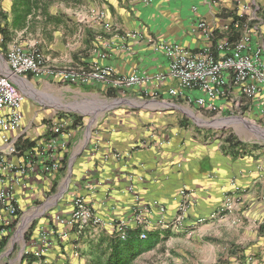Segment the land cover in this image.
Listing matches in <instances>:
<instances>
[{
    "label": "crops",
    "instance_id": "obj_1",
    "mask_svg": "<svg viewBox=\"0 0 264 264\" xmlns=\"http://www.w3.org/2000/svg\"><path fill=\"white\" fill-rule=\"evenodd\" d=\"M2 15L8 25L6 52L24 39L30 40L22 43L28 50L40 43L52 64L89 68L98 62L114 69L108 82L87 85L31 75L13 78L26 98L24 125L12 136L18 148L14 160L27 174L16 189L18 219L8 242L16 227L34 224L32 234L22 236L23 257L31 250V264H97L116 237L113 225L122 221L132 231L157 234L153 249L176 238L221 242L219 254L252 241L264 245V146L246 147L243 155L240 147H222L218 135L205 140L208 129L218 130L220 116L171 96L175 81L132 88L115 83L134 73L147 78L166 72L169 60L158 49L162 43L201 51L207 41L191 31L201 19L218 39L227 35L236 41L251 30L252 46L261 47L264 57V0H0ZM18 16L24 18L19 27L14 25ZM133 32L141 38L129 37ZM36 83L49 91L74 88L92 113L35 103L23 88ZM249 105L251 117L264 124L259 113L264 96ZM67 118L74 125L62 147L53 128ZM53 157L60 162L55 173L47 170ZM79 197L102 226L79 232L77 226L55 223L58 215L71 216ZM199 219L204 223L197 224ZM252 251L244 252L248 264ZM19 264H26L25 257Z\"/></svg>",
    "mask_w": 264,
    "mask_h": 264
},
{
    "label": "built area",
    "instance_id": "obj_2",
    "mask_svg": "<svg viewBox=\"0 0 264 264\" xmlns=\"http://www.w3.org/2000/svg\"><path fill=\"white\" fill-rule=\"evenodd\" d=\"M150 2L151 0H144ZM244 13H240L243 18ZM193 33H200L207 41L199 52H193L178 43H162L158 46L169 60L167 71L155 76L140 77L138 74L120 77L115 81L118 86L132 88L148 82L157 87L171 80L178 83L177 88H171L169 94L175 98L185 99L192 107L220 116L221 122L236 121L259 130H264V124L258 123L257 117H251L253 105L257 99L264 96V57L261 47H253L251 30L243 32L239 39L231 41L227 35L220 39L208 22L201 19L191 28ZM132 38H141L139 32L129 34ZM1 61L7 65L8 72L0 70V245L16 225L18 208L16 189L20 187L22 178L27 174L26 168L15 162L18 148L13 141V134L24 125L25 95L15 86L13 78L28 75L48 77L58 82L87 85L90 83H106L114 75L111 66L93 63L89 68L59 66L50 63L38 49H25L22 46H12ZM203 93V97H188L187 93ZM264 116V108L259 111ZM72 119H62L55 125L53 131L60 136L62 147L72 135ZM51 173L60 170L59 159L53 157ZM199 219L197 224L204 223ZM57 225L77 226L79 232L87 227H98L104 223L86 205L85 199L79 197L74 201L70 217L57 216ZM11 230V231H10ZM116 238L126 240L132 232V227L125 221L113 225ZM141 240H148L146 231L139 232ZM42 250L37 256L44 254ZM31 250L24 252L25 261L31 258Z\"/></svg>",
    "mask_w": 264,
    "mask_h": 264
},
{
    "label": "rangeland",
    "instance_id": "obj_3",
    "mask_svg": "<svg viewBox=\"0 0 264 264\" xmlns=\"http://www.w3.org/2000/svg\"><path fill=\"white\" fill-rule=\"evenodd\" d=\"M0 26H4V17L1 16ZM51 34L52 33L47 34V39H50L49 36ZM29 41L21 39L20 41L16 42L15 45H20L23 47L24 45L22 43H26ZM37 45L39 46L40 43ZM37 45L32 47V49H38L42 52V49H40ZM6 50L7 49L3 47L2 39L0 38L1 58H5ZM3 65V62L1 61L0 70H4ZM23 89L32 101H35V103L37 102L40 105H47L48 107L52 108L64 109L73 114H81L84 111V113H92L90 111L91 106H86V104H83L85 102H82L77 97V90H75L74 88L68 89L69 91L62 90L61 88L49 91L43 89L42 85L36 83L35 86H25ZM45 93H47V95ZM114 103L115 101H112L111 106L113 108L116 106L114 105ZM209 127L214 126L212 125ZM212 130L213 129L211 128L206 131L205 140H207L208 138L213 139L216 135H218L217 140H220V142L223 143L222 147L227 148L228 150H232V146L228 145V139H232L233 143H240L247 148L264 146V136L259 135L258 131H256L255 129L253 130L250 126L242 124L240 122H221L219 124L218 130H216L214 133L212 132ZM240 150L242 151L241 154L243 155H247L249 152V150L247 149ZM33 225L27 224L24 230H21V228L20 231L19 227L15 228V231L18 230V232L10 238L8 242L9 244L5 246V249L0 250V254H3L0 259V264H19L20 261L23 262L24 257L22 256V254L24 243L22 236H24V240L25 238H28L32 234L31 231ZM220 243L221 242L215 241L196 242L193 240H186L184 238H176L174 240L165 241L164 243H161L157 248L143 253L134 261L133 264H248L244 257L245 249L248 248H254V253L252 251L250 254V258H252L250 264H264V245L259 246L258 241H252L247 245L245 244V248L238 247L230 249L228 251L224 250L222 254H219V250L222 249H218ZM212 246H215L216 249H212Z\"/></svg>",
    "mask_w": 264,
    "mask_h": 264
},
{
    "label": "trees",
    "instance_id": "obj_4",
    "mask_svg": "<svg viewBox=\"0 0 264 264\" xmlns=\"http://www.w3.org/2000/svg\"><path fill=\"white\" fill-rule=\"evenodd\" d=\"M4 17V21L7 20V17ZM24 18L22 16L15 17L14 25L20 26L21 22ZM8 25L5 24L4 26H0V35L3 36L2 45L6 47V31ZM6 49V48H5ZM110 97L115 98L117 97L114 92L108 94ZM232 139H228V145L232 146L234 149H246L245 146L241 145L240 143H233L231 144ZM8 237L3 240L2 247L6 245L8 242ZM159 243V236L157 234H152L148 238V240H141L139 238V231H132L129 234V237L126 240H120L118 238H113L109 242V247L106 250H103L102 255L105 260L98 258L97 264H133L134 261L141 256L143 253L152 250L157 244ZM26 259V258H25ZM28 264L32 263V257L27 258Z\"/></svg>",
    "mask_w": 264,
    "mask_h": 264
},
{
    "label": "bare ground",
    "instance_id": "obj_5",
    "mask_svg": "<svg viewBox=\"0 0 264 264\" xmlns=\"http://www.w3.org/2000/svg\"><path fill=\"white\" fill-rule=\"evenodd\" d=\"M0 63H1V59H0ZM4 70H5V67H4ZM224 122L226 123V122H228V121H224ZM254 129L257 130V131H261V130L256 129V128L253 127V130H254ZM262 131H264V130H262ZM23 229H24V227H23Z\"/></svg>",
    "mask_w": 264,
    "mask_h": 264
}]
</instances>
